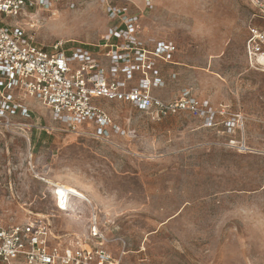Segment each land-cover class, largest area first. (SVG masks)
<instances>
[{
	"label": "rangeland",
	"instance_id": "obj_1",
	"mask_svg": "<svg viewBox=\"0 0 264 264\" xmlns=\"http://www.w3.org/2000/svg\"><path fill=\"white\" fill-rule=\"evenodd\" d=\"M109 5L138 15L144 39L177 46L176 65L157 61L164 84L155 97L172 102L189 90L225 112L208 126L186 111L156 117L101 101L125 132L103 139L27 100L32 120L15 121L27 126L0 130V225L44 217L72 242L87 240L95 213L119 264H264V73L243 53L249 1L66 0L18 23L44 48L95 49L116 25ZM50 184L77 197L66 211Z\"/></svg>",
	"mask_w": 264,
	"mask_h": 264
},
{
	"label": "built area",
	"instance_id": "obj_2",
	"mask_svg": "<svg viewBox=\"0 0 264 264\" xmlns=\"http://www.w3.org/2000/svg\"><path fill=\"white\" fill-rule=\"evenodd\" d=\"M63 1L0 0V130L14 132L27 126L15 121L32 120L29 99L48 109L52 120L65 128L92 126L95 137L103 139L125 132L99 101L129 104L156 117L186 111L204 118L208 126L215 125L217 115L224 114L225 106L213 108L189 90L172 102L152 94L164 84L157 61L176 65L177 46L167 40L144 39L138 15L125 7L107 6L108 17L116 25L95 49L67 48L61 43L49 49L37 45L18 20L29 10L49 11ZM248 1L252 14L243 53L249 66L264 73V0ZM146 6L151 8L149 2ZM239 120V116L229 119L226 126L232 129ZM50 186L55 207L66 211L71 199L77 197L64 186L61 191L58 184ZM78 199L90 205L84 197ZM90 224L87 240L76 238L63 244L44 217L0 225V264H119L104 248L107 239L97 227L95 213Z\"/></svg>",
	"mask_w": 264,
	"mask_h": 264
},
{
	"label": "crops",
	"instance_id": "obj_3",
	"mask_svg": "<svg viewBox=\"0 0 264 264\" xmlns=\"http://www.w3.org/2000/svg\"><path fill=\"white\" fill-rule=\"evenodd\" d=\"M174 59H175V56H174ZM164 62H162V64H163ZM100 105L102 104L101 103V101H99L98 102ZM54 232H55V234L56 235H59V234H57V232L54 230ZM64 236H67L65 233L63 234V235H59V237L61 238V244H63V243H68L69 242V240H66L65 238H64Z\"/></svg>",
	"mask_w": 264,
	"mask_h": 264
}]
</instances>
